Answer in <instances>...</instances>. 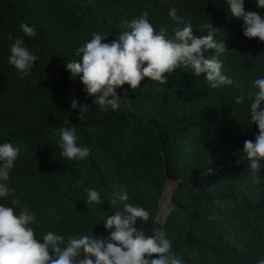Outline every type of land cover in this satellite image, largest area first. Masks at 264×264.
Listing matches in <instances>:
<instances>
[{
  "label": "trees",
  "instance_id": "trees-1",
  "mask_svg": "<svg viewBox=\"0 0 264 264\" xmlns=\"http://www.w3.org/2000/svg\"><path fill=\"white\" fill-rule=\"evenodd\" d=\"M173 7L182 23L169 17ZM245 10L264 18L255 0H245ZM145 11L168 38L189 22L196 35L227 33L222 40L236 64L221 59L222 74L233 84L211 89L204 75L177 69L167 84L145 78L135 91L124 85L117 89L119 109L99 110L66 63L80 59L76 51L93 33L111 43L126 30L124 22ZM22 22L35 26L34 37L24 36ZM9 35L23 37L38 56L23 78L7 62ZM261 44L244 36L226 0H0V144L19 149L8 186L35 215L36 237L51 231L106 238L105 218L129 203L150 213L138 228L146 235L164 230L185 264H256L264 257V165L257 184L247 161H236L244 141L258 132L249 104L258 91L255 80L264 78ZM73 96L89 105L84 123L71 109ZM239 96L243 104L235 102ZM72 124L78 146L91 149L83 161L61 156L56 128ZM80 180L101 194V204L85 203L83 187H74ZM125 192L129 199L119 201L117 194ZM11 199L0 204L11 206Z\"/></svg>",
  "mask_w": 264,
  "mask_h": 264
},
{
  "label": "clouds",
  "instance_id": "clouds-1",
  "mask_svg": "<svg viewBox=\"0 0 264 264\" xmlns=\"http://www.w3.org/2000/svg\"><path fill=\"white\" fill-rule=\"evenodd\" d=\"M259 9L264 10V0H255ZM227 11L234 21L243 22V34L249 39H258L264 54V18L258 12L246 11L245 0H226ZM169 17L178 24L182 23L175 7L169 11ZM126 29L119 32L111 43H105L103 34L93 33L92 39L79 47L73 59L66 63L72 78L79 77L86 86L89 96L95 97L93 104L99 110L113 111L120 107L117 89L129 85L133 91L141 86L147 78L151 82L167 84V76L177 69L191 68L195 76L204 75L211 89L232 85L233 80L222 74L221 59L229 58V46L224 38L229 35L221 31L214 38L213 31L206 35H196L191 23L177 28L174 35L168 38L167 29L160 28L157 32L148 20V13H141L138 18L124 22ZM208 28L209 25H203ZM20 30L26 37H34V25L21 23ZM211 28L216 29L212 24ZM10 45L8 64L14 66L20 78L30 75L38 56L25 45L23 37L13 38ZM255 42V41H253ZM256 43V42H255ZM210 51L211 57L205 52ZM258 89L254 98H250V119L258 128L255 140H245L239 165L248 163V174L254 183H260L259 173L264 165V78L254 82ZM123 98H127V90ZM237 104L244 103V97L235 98ZM72 111H78V119L86 122L89 105L82 104L73 96ZM60 135L61 156L73 161H83L91 155V149L77 144V129L60 126L56 128ZM19 155V149L11 143L0 144V198L11 197V206L0 204V264H185L173 250L162 229H154L152 235H146L138 228V221L148 222L150 213L143 207L129 203L105 218L103 224L108 236L94 234L69 235L67 238L54 232H47L37 238L32 225L37 223L35 215L27 205H20L14 189L9 188L10 173ZM74 187H83V181H77ZM87 194L85 203L101 204V194L83 187ZM119 201L129 199L128 194H117ZM117 203L114 197L111 205ZM19 207V214L16 208ZM155 257V258H153ZM256 264H264V257Z\"/></svg>",
  "mask_w": 264,
  "mask_h": 264
}]
</instances>
